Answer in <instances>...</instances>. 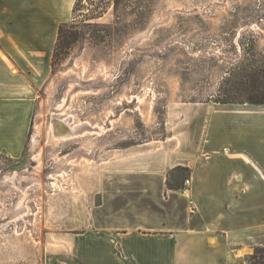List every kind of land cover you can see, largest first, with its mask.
I'll return each instance as SVG.
<instances>
[{
	"label": "rangeland",
	"instance_id": "rangeland-1",
	"mask_svg": "<svg viewBox=\"0 0 264 264\" xmlns=\"http://www.w3.org/2000/svg\"><path fill=\"white\" fill-rule=\"evenodd\" d=\"M68 23L23 158L0 154V264H47L75 228L107 224L104 198L138 212L131 159L181 149L199 104L264 90V0H82Z\"/></svg>",
	"mask_w": 264,
	"mask_h": 264
},
{
	"label": "crops",
	"instance_id": "crops-1",
	"mask_svg": "<svg viewBox=\"0 0 264 264\" xmlns=\"http://www.w3.org/2000/svg\"><path fill=\"white\" fill-rule=\"evenodd\" d=\"M76 1L0 0V154L11 161L24 156L37 93ZM197 107L181 149L130 160L124 187L139 211L122 193L104 198L107 224L75 228L47 264H250L264 247V105ZM178 167L192 179L187 194L167 185Z\"/></svg>",
	"mask_w": 264,
	"mask_h": 264
},
{
	"label": "trees",
	"instance_id": "trees-1",
	"mask_svg": "<svg viewBox=\"0 0 264 264\" xmlns=\"http://www.w3.org/2000/svg\"><path fill=\"white\" fill-rule=\"evenodd\" d=\"M82 0H77L75 7H74V13L78 10V7L81 6ZM70 27L69 23H63L61 24L59 28V34H58V41L56 43V48H55V53H54V61L58 55L59 49L64 47L65 45L69 44L71 37V33L68 31V28ZM54 64V62H53ZM254 90L256 89L255 92H252L246 99L247 101L244 102H238L235 100H230V101H218V103H223V104H244L248 103L251 105H264V90L263 92H260V86L258 85L257 81H254V83L251 85H248L247 87H251ZM181 184L177 185H172L168 181V187L171 189H179ZM250 264H264V247L263 248H258L256 250V253L249 258Z\"/></svg>",
	"mask_w": 264,
	"mask_h": 264
},
{
	"label": "built area",
	"instance_id": "built-area-1",
	"mask_svg": "<svg viewBox=\"0 0 264 264\" xmlns=\"http://www.w3.org/2000/svg\"><path fill=\"white\" fill-rule=\"evenodd\" d=\"M192 184V179L190 177L186 178L184 182V187L181 189L183 194H187L188 190L190 189Z\"/></svg>",
	"mask_w": 264,
	"mask_h": 264
},
{
	"label": "bare ground",
	"instance_id": "bare-ground-1",
	"mask_svg": "<svg viewBox=\"0 0 264 264\" xmlns=\"http://www.w3.org/2000/svg\"><path fill=\"white\" fill-rule=\"evenodd\" d=\"M63 126H64V125H63ZM73 130H75V129H73ZM75 131H76V130H75ZM68 135H70V133L67 134V135L65 134V135H60V136H63V137L65 136V137H66V136H68ZM29 156H30V155H29ZM30 157H31V156H30ZM27 162H28V161H27ZM39 162H40V160H39ZM26 164H27V163L25 162V163L23 164L24 166H20V167H18V168H13V171H17V170H19L20 168H24V167L26 166ZM28 164H29V163H28ZM18 165H19V164H18ZM26 167H27V166H26ZM37 180H38V179H37Z\"/></svg>",
	"mask_w": 264,
	"mask_h": 264
},
{
	"label": "water",
	"instance_id": "water-1",
	"mask_svg": "<svg viewBox=\"0 0 264 264\" xmlns=\"http://www.w3.org/2000/svg\"><path fill=\"white\" fill-rule=\"evenodd\" d=\"M25 162L27 163V161H24V162H22L21 164L14 166L13 168H18V167H20V166H24L23 164H24ZM13 168H12V169H13ZM12 169H11V170H12ZM20 169H21V168H20Z\"/></svg>",
	"mask_w": 264,
	"mask_h": 264
}]
</instances>
